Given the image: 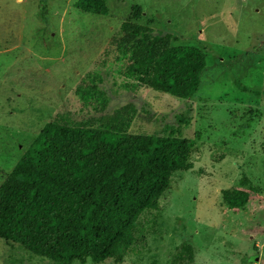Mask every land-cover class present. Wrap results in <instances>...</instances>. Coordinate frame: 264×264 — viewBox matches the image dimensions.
I'll return each instance as SVG.
<instances>
[{"label":"rangeland","instance_id":"obj_1","mask_svg":"<svg viewBox=\"0 0 264 264\" xmlns=\"http://www.w3.org/2000/svg\"><path fill=\"white\" fill-rule=\"evenodd\" d=\"M39 1L0 0V183L49 121L110 138L196 133L112 254L70 264H264V0H100L105 15L45 0L43 19ZM125 22L205 53L195 94L148 86ZM0 264L55 262L0 239Z\"/></svg>","mask_w":264,"mask_h":264},{"label":"trees","instance_id":"obj_2","mask_svg":"<svg viewBox=\"0 0 264 264\" xmlns=\"http://www.w3.org/2000/svg\"><path fill=\"white\" fill-rule=\"evenodd\" d=\"M73 6L107 13L100 0H75ZM44 12L40 0L37 17L43 19ZM121 31L120 42L134 62L150 67L152 90L182 99L195 94L206 65L200 48L170 46L167 34L149 40L148 28L133 22ZM196 138L171 132L110 138L44 123L0 183V239L55 264L103 261L133 219L167 188L170 174L185 167Z\"/></svg>","mask_w":264,"mask_h":264}]
</instances>
